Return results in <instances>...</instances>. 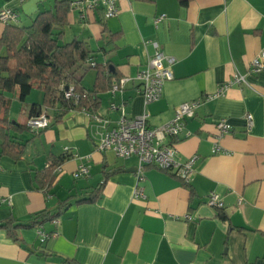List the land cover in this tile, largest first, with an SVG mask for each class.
I'll return each mask as SVG.
<instances>
[{
  "label": "crops",
  "instance_id": "0c3cea01",
  "mask_svg": "<svg viewBox=\"0 0 264 264\" xmlns=\"http://www.w3.org/2000/svg\"><path fill=\"white\" fill-rule=\"evenodd\" d=\"M57 1L0 0V10H15L16 23L25 26ZM118 5L117 16L108 19L101 7L71 8L61 41L85 42L105 75L113 70V82L135 76L157 49L176 58L173 78L159 100L145 104L128 84L124 92L101 91L97 113L115 121L121 114L111 104L126 101L128 117L148 111L149 125L157 127L181 103L200 99L175 145L179 161L197 157L191 180L146 166L140 182L145 197H135L137 157L98 150L104 123L81 109L56 118L62 110L56 101L43 107L51 116L47 128L12 132L24 145L19 156L3 148L0 134V197L12 200L0 205V223L12 220L10 228L0 227V264H264V66L249 71L264 52V0H118ZM161 14L165 18L156 25ZM6 26L0 21V36ZM98 71L89 67L75 76L92 89ZM236 72L245 74L251 86L235 84L204 101ZM39 90L24 101L18 87L6 93L25 105L28 115L18 122L26 123L31 106L43 102ZM247 114L253 116L251 127ZM221 120L233 129L220 136L222 150L215 153V124ZM65 155L47 188L42 173ZM82 163L89 174L75 177ZM91 192L95 199L80 202ZM211 193L224 202L222 209L209 204ZM41 212L54 214L58 222L16 225Z\"/></svg>",
  "mask_w": 264,
  "mask_h": 264
},
{
  "label": "built area",
  "instance_id": "2783aa9c",
  "mask_svg": "<svg viewBox=\"0 0 264 264\" xmlns=\"http://www.w3.org/2000/svg\"><path fill=\"white\" fill-rule=\"evenodd\" d=\"M101 7L104 11L106 19L117 16L120 11L118 0H73L71 2L72 9H81L84 11L96 10ZM165 18V14H161L155 18V24H159ZM18 16L15 10L11 8H3L0 10V21L8 22L17 20ZM157 46V44L155 43ZM264 52L253 59L249 65L251 73L258 72L264 66L263 62ZM92 65L94 61L87 60ZM176 58L168 55L160 49H157L154 55L149 59L145 68L140 69L135 76H123L114 81L110 88V92H124L128 84L135 86L137 95L143 97L145 104H150L159 100L164 91V85L167 81L173 78L172 66L175 64ZM245 84L251 86L247 80L246 75L236 72L230 80L220 84L219 90L215 93L205 94L204 101H211L217 98L225 90L232 85ZM65 96L72 99L78 106L81 99L86 97V92H77L74 85H71L65 90ZM201 105L200 99L189 100L181 103L175 110L173 117L166 123L152 127L149 125L150 113L145 111L142 115L136 117H128L126 115L125 107L126 101L121 104L115 102L111 104V110H119L120 117L115 121L105 120L101 118L98 113L88 111L86 108L81 110L95 121L103 122L105 130L100 135L96 147L101 151H113L116 156L121 158L137 157L138 165L136 167L137 184L134 195L137 198L145 197L144 188L140 182L145 180L144 169L146 166H155L163 170L173 171L180 176L184 181L190 182L194 173V164L197 157L193 156L186 161H179L176 159V139L182 134L185 129L186 121L195 116L198 107ZM48 115L41 113L37 116H31L27 120L28 126L32 130L45 129L50 125ZM253 124L252 114H247V126L251 127ZM217 132L214 134L215 145L213 152L221 151V146L218 140L221 135L232 131L233 126L225 120H221L215 124ZM56 172H61L60 166L56 168ZM75 177H80L89 174V167L82 163L75 171ZM3 203L11 204V197H0V205ZM209 204L222 209L224 202L215 193L209 196ZM191 219V215L187 216ZM55 223L58 222L54 218ZM43 238L48 234L39 231ZM64 264H71L65 262ZM150 264V263H147Z\"/></svg>",
  "mask_w": 264,
  "mask_h": 264
},
{
  "label": "trees",
  "instance_id": "16d2710c",
  "mask_svg": "<svg viewBox=\"0 0 264 264\" xmlns=\"http://www.w3.org/2000/svg\"><path fill=\"white\" fill-rule=\"evenodd\" d=\"M70 10L71 2L59 0L52 10L40 12L30 25L21 26L16 23L18 20L4 22L7 26L0 36V134L3 148L15 156L22 153L24 145L14 140L12 132L40 130H32L27 122L10 118L11 99L6 95L7 92H13L18 87L19 99L24 101L34 87L41 89L44 93L43 102L31 106L30 117L40 115L43 107L60 101L62 110L56 113L57 118L83 107L97 113L101 103L99 93L112 86L115 75L113 70L108 69V75H105L104 68L90 58L85 42L78 39L61 41ZM88 59L95 64L89 63ZM89 67H96L99 71L94 87L85 89L75 74L86 71ZM71 85H74L77 92H86V97L81 99L78 106L65 96V90ZM67 157L65 155L55 159L42 173L41 183L47 188L53 185L55 170ZM96 196L95 192H91L80 202L92 201ZM222 217L226 218L225 215ZM54 218V214L41 212L29 223L16 225L30 226ZM11 223L12 220H6L0 223V227L10 228Z\"/></svg>",
  "mask_w": 264,
  "mask_h": 264
},
{
  "label": "rangeland",
  "instance_id": "374dc122",
  "mask_svg": "<svg viewBox=\"0 0 264 264\" xmlns=\"http://www.w3.org/2000/svg\"><path fill=\"white\" fill-rule=\"evenodd\" d=\"M36 92H38V94H41V91L37 88H34L32 90L31 95H29L30 97L33 96L32 94H35ZM15 96V94H13V97ZM28 96V97H29ZM11 106H10V117L12 120H19L21 119L23 116L26 117L28 114L24 112L25 109V105L23 103H21L16 97L13 98V100H11ZM50 113L51 115L53 114L52 109L50 108ZM46 112L43 110V114H45ZM49 121H51V116H48Z\"/></svg>",
  "mask_w": 264,
  "mask_h": 264
},
{
  "label": "water",
  "instance_id": "95a60500",
  "mask_svg": "<svg viewBox=\"0 0 264 264\" xmlns=\"http://www.w3.org/2000/svg\"><path fill=\"white\" fill-rule=\"evenodd\" d=\"M136 169V168H135Z\"/></svg>",
  "mask_w": 264,
  "mask_h": 264
}]
</instances>
